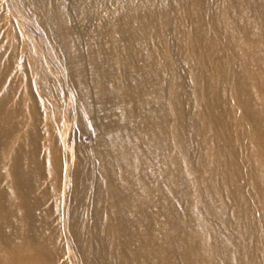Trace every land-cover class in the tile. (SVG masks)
I'll use <instances>...</instances> for the list:
<instances>
[{
	"label": "bare ground",
	"instance_id": "6f19581e",
	"mask_svg": "<svg viewBox=\"0 0 264 264\" xmlns=\"http://www.w3.org/2000/svg\"><path fill=\"white\" fill-rule=\"evenodd\" d=\"M0 264H264V0H0Z\"/></svg>",
	"mask_w": 264,
	"mask_h": 264
},
{
	"label": "rangeland",
	"instance_id": "374dc122",
	"mask_svg": "<svg viewBox=\"0 0 264 264\" xmlns=\"http://www.w3.org/2000/svg\"><path fill=\"white\" fill-rule=\"evenodd\" d=\"M85 139V138H84Z\"/></svg>",
	"mask_w": 264,
	"mask_h": 264
}]
</instances>
